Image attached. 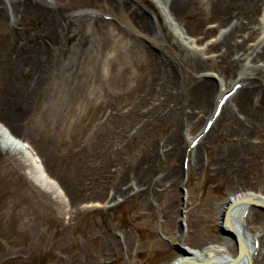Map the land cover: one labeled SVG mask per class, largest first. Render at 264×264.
Returning <instances> with one entry per match:
<instances>
[{
    "label": "rangeland",
    "instance_id": "374dc122",
    "mask_svg": "<svg viewBox=\"0 0 264 264\" xmlns=\"http://www.w3.org/2000/svg\"><path fill=\"white\" fill-rule=\"evenodd\" d=\"M78 2L66 1L61 12L74 18H97L123 30L137 42H143L148 52L173 63L172 76L154 75L143 62L122 64L117 49L91 50H100L98 68L93 72L98 82L94 84L90 78L81 80L80 83L86 81L89 85L81 86L78 95L83 99L77 97L75 108L68 107L69 115L62 120L59 132L62 136L48 140L52 152L48 162L37 145L39 137L50 133L35 131L41 127L31 125L45 109L54 107L59 112L63 109L47 101L56 96L61 102L58 85L63 74L86 63L84 54L91 51L82 48L87 38L59 23L57 15L61 12L55 11L50 18L43 13L31 16L18 29L30 32L35 49L27 59L19 61L14 50L17 37L0 25V112L6 102L16 122L23 126V133L13 135L29 146L34 155V160L24 153L6 156L0 147V264H170L185 256L190 248L203 251L208 247L221 248L223 254L236 257V247L221 231L222 210L225 202L244 191L257 193L264 199V169L250 187L243 189L238 180L231 182L225 174L208 175V165H212L210 152L231 146L221 133L214 134L201 146L198 144L193 153L189 154L188 145L211 119L221 95L219 88L235 82L238 76L232 74L226 82H220L215 76H207L215 75L211 70L196 75L185 61L175 59L174 53L179 48L176 45L171 46L175 51L165 46L157 51L155 45L138 38L121 15H113L104 6L95 4L80 8ZM140 2L175 32L173 21L158 12L153 0ZM106 30L105 26L95 29L89 23L85 34H80L89 37L91 34L95 41H100ZM214 40L209 38L204 47ZM17 41L19 46L23 43ZM167 41L171 43V37ZM191 77L194 83L200 79L213 84L208 99L200 90L196 91ZM148 92L150 95L146 97ZM237 98L229 111L240 102ZM202 102L204 108H200ZM0 122L10 130L3 118ZM226 124L222 125V131ZM26 128L30 136H26ZM181 134L187 138L184 143L180 141ZM196 150L203 168L196 169L189 179L187 174ZM175 168L182 177L175 196L146 193L148 183L161 190L159 186L166 184L168 174ZM136 176L142 178L137 189L143 192L139 199L127 203L112 199L117 185L131 194L137 192L130 188ZM204 201L207 221L197 224L195 243L172 240L170 227L158 221L159 212L171 202L177 204L175 223L186 229L189 217L186 204L198 208ZM143 205L150 208L154 220L138 216V207ZM250 208L254 220L248 233L252 237L264 236V212L251 205ZM96 235L105 239L112 235L119 249L103 252L94 239ZM254 261L264 264L258 256Z\"/></svg>",
    "mask_w": 264,
    "mask_h": 264
},
{
    "label": "bare ground",
    "instance_id": "6f19581e",
    "mask_svg": "<svg viewBox=\"0 0 264 264\" xmlns=\"http://www.w3.org/2000/svg\"><path fill=\"white\" fill-rule=\"evenodd\" d=\"M66 1L69 0H10L9 3L0 0V25L2 24L8 30L13 31L17 40L23 41L19 46V44L17 45L18 41L15 40L16 60L20 59L19 61H22L25 57L27 59L35 49L34 45L31 44L33 43V38L29 36L30 32L24 28L23 32L18 28L24 25L26 19L31 16H38L40 13L49 18L53 17L55 11H63L64 7L62 6ZM78 1L80 8H88L95 4L96 6H104V10L113 15H121L125 19V23L132 27L131 29L136 33L137 37L155 45L158 48L157 51H162L163 46L170 51H175L171 46L176 45L179 48L174 53L175 59L181 60V62L185 61L196 75L201 71L211 70L215 75L208 74L207 76H215L220 82H226V79L232 74L238 76L235 82L233 80L229 85L225 84L219 88L218 92H221V95L216 101L218 102L222 96L229 93L236 85L241 84L242 88L230 97L224 105L220 117L216 120L214 117L216 108H214L211 119L206 121L203 126L204 130L198 137H202L199 141V146H201L206 140L212 138L214 134L221 133L226 143L231 145L227 150L210 152L212 165H208V175L225 174L231 178V182L238 180L242 184L243 189L250 187L253 179L259 176L262 169H264V0H153L156 3L158 12H163L166 19L170 18L173 21V26H175L174 33L165 25V22L156 12H154L155 16H153L152 11L150 13V11L144 9L140 0ZM57 17L59 23H62L68 31L74 28L76 35H80L83 39L87 38L86 46L82 49L88 51L100 47H107L112 50L117 49L121 53L119 59L122 64H133L137 61L143 62L146 67L151 69L154 75L157 74L161 78H170L172 76L173 63L168 62L169 60L165 61L161 55L156 56L154 52H148L143 42H137L124 33L123 30H118L112 24H106L97 18L87 19L82 16L74 18L71 14L67 15L62 12ZM89 23L95 29L101 26L107 27L106 32H104V39L95 41L93 39L94 36L91 34H89L90 37L80 34L84 33V29ZM178 31H181V33H178ZM23 35L25 36L23 37ZM168 37H171V43L167 41ZM211 37L215 40L204 47V43ZM93 51L90 53L86 52L91 54V57L86 53L84 54V62L86 63L82 67H72L70 68L71 72L67 70L63 74V79L58 85L61 87L58 94L62 97L61 102L65 105H62L59 100L58 102V97L56 98V96L52 100L47 101L63 109L60 112L55 110L54 107L51 110L45 109L44 113L41 112L37 115L34 125H31L32 127H41L35 131L43 130L45 133L47 131L50 133L49 136H42L41 138L38 135L39 144L37 145L39 148L38 152L46 157L48 162L51 161L52 156V152L50 153L51 147L47 144L49 143L48 140H56L62 136L59 132L63 128L62 120L69 115L68 107L72 110L75 108V105H77L75 104L76 101L83 99L80 98L81 95H78L81 86L89 85L86 81L80 83L81 80L90 78V81H94V84L98 82L93 72L98 68L100 50ZM192 82L196 91L197 89L200 90V94L202 93L205 100L208 99L214 88L213 84L211 82L205 83L200 79H196L195 83L192 79ZM149 95L150 93L148 92L146 97ZM236 98H240V102L235 105L234 109L231 107L232 109L229 111L228 107L235 102ZM6 105V102L2 104L0 118L4 119L6 126L10 130L0 122V133L4 132L2 137H0V147L5 150L6 156L15 157L19 153H24L31 160H34V155L31 153L32 149H25L24 143L20 138L13 135V132L16 134L23 133L21 129L23 126L16 122L17 119L13 117L15 115L14 112ZM204 105V102H202L200 108H204ZM224 112L227 113L224 114ZM211 120H215L212 129L205 133L206 125ZM226 122L227 124L222 131V125ZM24 131L26 136H30L31 132L27 128ZM179 138L183 143L187 139L184 134L179 135ZM194 140L189 143L188 147L191 146ZM194 150L190 153H193ZM197 152L196 150L194 153L193 164L187 174L189 179L194 177L196 169L200 170L203 168ZM167 178L166 184L157 185L161 190L156 188V184L148 183L146 193L151 191L154 195L175 196L181 183V172L178 168H175L168 174ZM141 179L138 176L133 178L130 188L133 190L140 188ZM113 190L112 199L121 200L123 203L137 200L143 195V192L139 190L131 194L130 190L123 189L118 185ZM245 199L256 200L264 204L262 196L257 193L252 194L244 191L242 194H237L225 202V208L222 210L223 220L228 208L234 205L235 202H239L229 212L230 226L225 228L226 231L231 230L239 238L242 249L247 253L238 262L233 263L239 253L238 242H236L234 237L227 235L229 236L227 237L229 243H232L237 249L236 257H232L230 254H223L224 250L221 248L208 247L203 251L190 248L187 253L183 252L185 256L170 264H188L184 263L187 258L188 260H193L192 262L194 263L211 262L214 264H249V258H251L252 264H254L257 256L261 262H264V236L252 237L249 235V225L254 220V214L248 203H240L245 201ZM205 203L204 201L198 208L188 203L186 204V208H189L186 229L177 226L175 223L179 208L177 204L172 202L159 212L158 216L160 219L158 221L170 227L172 240L195 243L197 224L207 221ZM138 208V216L155 219L151 214L150 208H146L145 205ZM222 220L220 223L221 229L223 228ZM106 237L107 239L98 235L94 237L100 243L99 248L105 253L117 251L119 248L112 235L110 237L107 235ZM257 242H259L258 248L256 247ZM192 262L189 264H193Z\"/></svg>",
    "mask_w": 264,
    "mask_h": 264
},
{
    "label": "water",
    "instance_id": "95a60500",
    "mask_svg": "<svg viewBox=\"0 0 264 264\" xmlns=\"http://www.w3.org/2000/svg\"><path fill=\"white\" fill-rule=\"evenodd\" d=\"M240 203H248V204H253L254 206H257L260 210H262L263 212H264V204L263 203H261V202H258V201H256V200H251V199H245V201H242V202H240ZM239 204V202H235V204L234 205H232V206H230L229 208H228V210L226 211V215L224 216V218H223V220H222V224H223V228H222V233H224L226 236L227 235H230V236H232V237H234L235 238V240H236V242H238V256H237V258L235 259V260H233V263H236V262H238V260L243 256V255H245V254H247L243 249H242V245H241V242H240V240H239V238H237L236 236H235V234L231 231V230H225V228L227 227V226H230V223H229V218H230V211L233 209V208H235V206H237ZM193 260H185L184 261V263H191ZM193 264H214V263H211V262H199V263H194V262H192ZM249 264H252V261H251V258H249Z\"/></svg>",
    "mask_w": 264,
    "mask_h": 264
}]
</instances>
